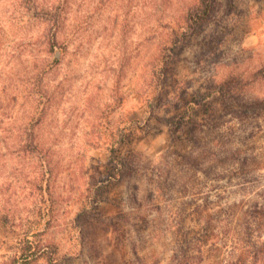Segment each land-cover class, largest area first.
I'll list each match as a JSON object with an SVG mask.
<instances>
[{
	"label": "rangeland",
	"instance_id": "374dc122",
	"mask_svg": "<svg viewBox=\"0 0 264 264\" xmlns=\"http://www.w3.org/2000/svg\"><path fill=\"white\" fill-rule=\"evenodd\" d=\"M188 1L0 0V193L22 220L0 223V264L32 227L60 264H264V0H212L150 109L151 56ZM55 5L66 51L52 65ZM210 82L224 103L195 104L199 124L174 132ZM30 114L53 167L54 217L39 225L25 223L38 160L17 135Z\"/></svg>",
	"mask_w": 264,
	"mask_h": 264
},
{
	"label": "trees",
	"instance_id": "16d2710c",
	"mask_svg": "<svg viewBox=\"0 0 264 264\" xmlns=\"http://www.w3.org/2000/svg\"><path fill=\"white\" fill-rule=\"evenodd\" d=\"M29 5L30 0H24ZM212 0H189L184 3L178 10L175 16L169 18L165 23V32L160 41H158L152 58L150 60V72H149V91L145 97L148 107L151 109V104L154 99L162 98L166 85L169 83L168 76L171 68V64H175L179 60V54L181 53V46L186 43L187 39L195 36V34L201 28L197 29L202 23L209 21L212 10ZM49 16H47L50 28L47 33V41L49 44V52L54 53L53 64H57L60 61L61 55L66 51V43L58 42L56 38L57 30L60 26V16L57 14V6L49 8ZM60 55V56H59ZM175 62V63H174ZM42 69L40 70L41 75ZM38 73V74H39ZM39 77V83L41 80ZM214 82L208 83L204 88V91L199 94V101L195 98V89L190 93L188 98L184 99L183 109L174 115L175 126L174 132H178L185 127L190 129L193 126L199 124V120L195 117V104H201L202 106L207 104L212 99H219L220 103H224V94L220 92L218 86L213 85ZM219 84V83H218ZM211 86H213L211 88ZM216 86V87H215ZM215 87V89H214ZM198 91V90H197ZM41 116H35L30 114L22 123L19 124L17 135L18 141H20L19 149L29 152L32 156L38 160V170L34 181L35 191L38 195V206L36 214L32 216V220H25L33 223L32 225L46 224L53 219L54 201H53V186H52V156H50V146L47 145L39 132L35 130L38 123L43 120ZM3 136L0 134V142H2ZM5 147L0 148V159L5 156ZM95 171L99 173L97 168ZM102 180V179H99ZM98 179L94 182H100ZM102 182H104L102 180ZM1 192V191H0ZM0 193V223L5 226L9 231L13 232L17 221L20 217L17 215L16 210L7 207ZM24 220V219H23ZM22 221V220H20ZM19 225V224H18ZM258 226H263L262 222H259ZM264 228V226H263ZM38 228L32 227L23 229L19 242L23 243L20 247L19 256L14 257L9 264H30L34 260L42 258L47 264L61 263L62 259L58 256V246L54 241L48 240L43 244L37 237ZM19 235V236H20ZM48 247V249H46ZM259 251V250H258ZM257 251V254H258ZM64 256V255H63ZM256 258L258 256L256 255ZM238 262L246 264L244 260L239 259Z\"/></svg>",
	"mask_w": 264,
	"mask_h": 264
}]
</instances>
